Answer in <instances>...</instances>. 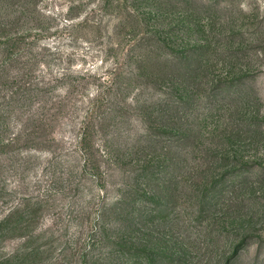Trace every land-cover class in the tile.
Here are the masks:
<instances>
[{"label": "rangeland", "instance_id": "rangeland-1", "mask_svg": "<svg viewBox=\"0 0 264 264\" xmlns=\"http://www.w3.org/2000/svg\"><path fill=\"white\" fill-rule=\"evenodd\" d=\"M0 264H264V0H0Z\"/></svg>", "mask_w": 264, "mask_h": 264}, {"label": "trees", "instance_id": "trees-1", "mask_svg": "<svg viewBox=\"0 0 264 264\" xmlns=\"http://www.w3.org/2000/svg\"><path fill=\"white\" fill-rule=\"evenodd\" d=\"M148 256V255H147Z\"/></svg>", "mask_w": 264, "mask_h": 264}]
</instances>
